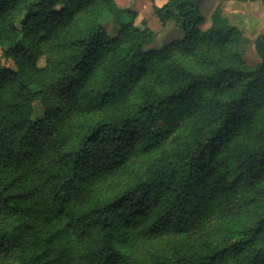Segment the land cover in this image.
Returning a JSON list of instances; mask_svg holds the SVG:
<instances>
[{"label": "trees", "instance_id": "trees-1", "mask_svg": "<svg viewBox=\"0 0 264 264\" xmlns=\"http://www.w3.org/2000/svg\"><path fill=\"white\" fill-rule=\"evenodd\" d=\"M200 1L154 5L183 37L144 51L115 0H0V264H264V34L249 67Z\"/></svg>", "mask_w": 264, "mask_h": 264}, {"label": "rangeland", "instance_id": "rangeland-1", "mask_svg": "<svg viewBox=\"0 0 264 264\" xmlns=\"http://www.w3.org/2000/svg\"><path fill=\"white\" fill-rule=\"evenodd\" d=\"M118 8L130 9L137 13V20L144 19L149 28L156 34L155 40L144 48V51H158L169 44L179 41L183 33L173 23L165 28L160 27L158 19L152 13L154 5H160L163 0H115ZM227 20L230 27L237 31V46L234 48L242 56L243 61L249 67H254L260 63V59L254 50V41L257 36L264 34V0H201L199 2V12L202 17L200 29L206 31L212 22V15L217 8ZM109 35L115 31V26L110 23L106 25ZM173 60L181 63L187 68L198 71L200 68L187 56L174 49L170 51ZM35 116L41 114V108L36 103L34 105ZM167 146V145H166ZM257 197V196H256ZM253 193L248 192L245 202L249 203V208L244 217L252 223L256 219V214L263 210L264 198L258 197L256 203ZM256 204V206H255Z\"/></svg>", "mask_w": 264, "mask_h": 264}]
</instances>
